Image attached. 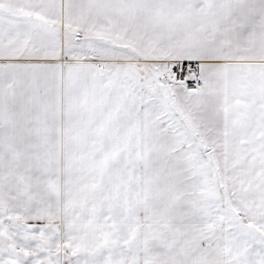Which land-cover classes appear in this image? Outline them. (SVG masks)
<instances>
[{
    "label": "snow or ice",
    "instance_id": "snow-or-ice-1",
    "mask_svg": "<svg viewBox=\"0 0 264 264\" xmlns=\"http://www.w3.org/2000/svg\"><path fill=\"white\" fill-rule=\"evenodd\" d=\"M0 264H264V0H0Z\"/></svg>",
    "mask_w": 264,
    "mask_h": 264
}]
</instances>
